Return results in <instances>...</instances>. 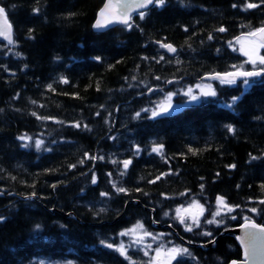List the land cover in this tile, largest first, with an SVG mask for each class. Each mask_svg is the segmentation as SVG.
Here are the masks:
<instances>
[{"label": "trees", "instance_id": "obj_1", "mask_svg": "<svg viewBox=\"0 0 264 264\" xmlns=\"http://www.w3.org/2000/svg\"><path fill=\"white\" fill-rule=\"evenodd\" d=\"M249 2L260 7L245 10ZM104 3L0 0L15 33L14 45L0 40V264H150L160 244L179 241L154 225L178 229L176 208L193 200L207 209L199 228L182 233L198 244L197 263L240 260L236 237L221 234L244 217L264 225V76L248 85L204 77L235 71L233 65L254 69L237 38L264 26V3L167 0L143 20L135 15L131 30L96 34ZM205 82L214 86V97L152 117L169 94L184 102V92ZM25 134L31 143L17 139ZM36 140L44 142L39 150ZM158 145L163 155L152 151ZM124 160L132 164L121 176ZM113 183L127 193H117ZM218 196L240 207L216 218L223 223L207 224ZM138 223L151 233L143 242L121 235ZM211 241L213 248L200 245ZM125 242H131L130 258L115 250Z\"/></svg>", "mask_w": 264, "mask_h": 264}, {"label": "snow or ice", "instance_id": "obj_2", "mask_svg": "<svg viewBox=\"0 0 264 264\" xmlns=\"http://www.w3.org/2000/svg\"><path fill=\"white\" fill-rule=\"evenodd\" d=\"M167 0H106L105 4L101 8V10L98 12L97 19L93 25V27L97 30H103L107 29L112 25L120 24L126 27L127 30H131L133 27V17L132 13L138 12L139 19L143 20L146 15L148 14L145 11H141V9H148L150 6L156 7V8H162L166 4ZM261 3H264V0H261ZM15 7V6H13ZM232 7H237V5L233 4ZM260 7V4L257 3H246L244 8L245 10L248 9H255ZM34 12L38 13L39 9H34ZM187 30V29H185ZM219 32H225L226 29L224 27H220L217 29ZM0 37H2L4 40L7 41L9 45H14L15 40L13 39V25L10 23L7 12L4 7H0ZM249 37H255L254 40H249ZM209 39H212L211 36H209ZM237 42L241 44L240 51L244 56L248 57V60L246 63H249L253 65V68L255 69V66L257 64L264 65V56L260 55V49L264 48V26L255 29L251 32H249L246 36H241L237 38ZM247 43V46H246ZM160 47L166 49L169 53L175 54L177 49L173 47L172 44H166L160 42ZM235 50V49H234ZM19 55V54H18ZM96 59H99V57H96ZM147 59V57H145ZM160 59H164L163 56L160 57ZM235 71H229L224 74H214L209 77V79L213 80H219L221 83L225 84H235L238 79H242L243 83L245 85L249 84V78L251 77H258V76H264V68L260 70H252V71H246L243 70V66L237 67L236 65L232 66ZM63 83H68L69 81L65 78H61ZM156 79H160V77H156ZM171 83V81H169ZM49 90H53L51 88V85L48 86ZM198 88H201V95L204 97H214L216 95L215 90L211 87V85H204L200 86L197 85ZM174 94H169L167 97V101L163 104L158 105L159 111L153 109L152 110V117L155 118L157 116L169 114L173 110V105L171 104L172 96ZM184 95L189 96L192 101H198L200 99V96L195 95L193 92V89L189 88L186 92H184ZM239 99L238 97L234 98V101ZM35 103V101H33ZM144 111H149V109H144ZM33 116H36L37 119H50L49 117H40L37 116L35 112L32 113ZM99 115V113H97ZM137 117H139L140 113L136 114ZM58 123H62L60 121H57ZM73 127H80L79 123H76L72 125ZM85 128H87V125H84ZM228 130L235 134L236 129L232 125H226ZM90 130V129H89ZM17 139L21 141H28L29 143L32 142V137L27 136V134L17 137ZM29 143L22 144V147H28ZM42 140H36L35 141V147L37 150L41 148L43 145ZM163 145H158L156 147H153L152 151L156 152L157 154L163 155ZM140 149L137 148V152H139ZM189 151L195 152L196 150L189 149ZM88 156V154H85ZM88 159L96 160L97 157L95 156H88ZM100 160H103L104 157L100 156ZM253 160L257 159V157L253 156ZM84 161L81 160L80 163H83ZM112 163H116L115 160L112 161ZM124 172H121L120 175L123 176L126 173V170L129 168V166L132 164V160H124L121 161ZM70 167H75V165H71ZM232 168H235V165H231ZM171 173H164L163 176L170 175ZM111 176V173L108 174ZM219 175V174H217ZM162 177H157L155 180L150 181V183H156L157 180L161 179ZM96 178L93 177L92 183L95 184ZM53 188L56 187V185H52ZM204 185H201V189L203 190ZM264 188V185L261 186ZM113 188H115L117 193H127V189L124 187H117L115 183H113ZM34 195V194H33ZM108 193H101V196H108ZM181 195H188L187 192L181 193ZM259 203L264 204V200H261ZM240 207L239 205H230L226 201V199L223 196H218L216 199V210L212 213V218L207 219L205 222L207 224H221L223 223L222 220H217V217L221 216H228L230 213L236 211V209ZM192 209H196V212H193ZM101 212L104 211L103 208L100 209ZM207 211L205 206L201 204L197 200H193L192 203L188 206V208H184L183 206L176 208L175 210V219L178 220V222L181 225H184L185 231L191 232L193 231V225L195 227L199 228L201 226L200 224V218L203 217L204 213ZM250 212H257L256 208L249 209ZM167 215V213H166ZM3 217H0V222H3ZM191 220V224L187 223L188 220ZM231 219H236L235 216H231ZM245 220V228L246 229H254L255 231H246V236L248 237L249 242L253 245V252L251 253L252 256H255V244L256 241H258L261 238H264V226H260L255 224L254 221H252L249 217H244ZM39 227V226H37ZM143 233V235H140L137 237L139 240H143L144 236H151V233H148L144 230V226L141 223H138L135 227L132 229H129L128 231L122 232L121 235H129L130 233L136 234V233ZM203 235L211 236V232H205ZM153 239H156V237H152ZM214 243V241H212ZM102 243H104L102 241ZM245 240L241 239V244H244ZM106 247L113 248L112 244H106ZM147 247H150L148 245ZM118 251L121 255L127 257V253L125 251V248L123 245L117 247L115 249ZM148 253L145 252V255ZM189 250L187 248H177L173 247L171 249H168L167 251L163 249H157L156 251V257L153 258L152 264H171L172 260L176 259L177 256L181 255H188ZM249 251L248 248H245L244 256L245 261L237 262L232 261L231 264H245V262L249 258Z\"/></svg>", "mask_w": 264, "mask_h": 264}, {"label": "water", "instance_id": "obj_3", "mask_svg": "<svg viewBox=\"0 0 264 264\" xmlns=\"http://www.w3.org/2000/svg\"><path fill=\"white\" fill-rule=\"evenodd\" d=\"M106 2V0H105ZM105 4V3H104ZM103 4V5H104ZM1 7V6H0ZM103 7V6H102ZM101 7V8H102ZM153 6H150L148 9H141V11H148L149 9H151ZM101 10V9H100ZM99 10V11H100ZM98 11V12H99ZM7 12V11H6ZM138 14V12H133L132 13V17L134 15ZM8 15V14H7ZM98 15V13H97ZM9 18V17H8ZM96 19H97V16H96ZM10 21V19H9ZM96 21V20H95ZM11 23V21H10ZM95 23V22H94ZM12 24V23H11ZM119 26H123V25H120V24H115V25H112L110 26L109 28L107 29H103V30H97L93 27L94 31L95 32H98V33H103V32H106V31H109L111 29H114V28H117ZM13 39L15 40V33H14V28H13ZM0 40L1 41H4L7 43L6 40H4L2 37H0ZM218 74H221V73H218ZM211 75H208V76H205L204 77V80H210L209 77ZM258 77H261V76H258ZM258 77H251L249 79H255V78H258ZM239 81H243L242 79H238L237 82ZM137 205H139V202L137 201L136 202ZM155 212V211H154ZM254 221V220H252ZM255 224L257 225H260V226H264L262 224H259L257 223L256 221H254ZM161 227V224H157L156 225V228H160ZM246 231H255L254 229H246L245 228V221L239 225L238 227H235L233 229H230V230H227L225 231L224 233H222L221 235H225V234H233L235 235L236 237V241L238 243V245L240 246L241 250H242V258L241 260H232V261H237V262H241V261H245V256H244V251H245V248L247 247L248 248V251L250 253L249 255V258L248 260L245 262V264H264V238H261L259 239L258 241H256V244H255V256H252L251 253L253 252V245L249 242L248 240V237L246 236ZM241 239H244L245 240V243L244 244H241ZM206 246H209V245H206ZM231 261V262H232ZM231 262L227 263V264H231Z\"/></svg>", "mask_w": 264, "mask_h": 264}, {"label": "flooded vegetation", "instance_id": "obj_4", "mask_svg": "<svg viewBox=\"0 0 264 264\" xmlns=\"http://www.w3.org/2000/svg\"><path fill=\"white\" fill-rule=\"evenodd\" d=\"M262 54L264 56V48H262ZM186 206H184L185 208ZM152 215H155V212L153 210ZM174 215H176V213L174 212ZM161 224V223H159ZM177 226L178 229L174 228V226L170 223H165L164 225L161 224L160 228H156L155 225L154 227L158 230H164V229H168L170 231H172V233H174L175 235L178 236L179 241L175 242V243H168V242H164L162 244L159 245V248H163V249H171L173 247H177V248H187L189 250V254L188 255H181V256H177L176 259H174L171 264H198V257L193 255V248L197 247L198 244H194L193 241L191 240H186L183 236L182 233L186 234L189 233L188 231H185L184 225H181L178 220H177ZM193 232V231H191ZM131 234V233H130ZM130 237V236H129ZM131 242H125L122 243L121 245L125 246L126 248V253H127V257L129 256V258L131 257L130 252H131ZM167 244V245H166ZM202 247L204 248H213L216 245V242L214 241V243L211 241V243H207V244H200ZM209 245V246H206ZM155 253V251H154ZM123 256V255H122ZM180 261V262H179ZM151 264V263H150Z\"/></svg>", "mask_w": 264, "mask_h": 264}, {"label": "rangeland", "instance_id": "obj_5", "mask_svg": "<svg viewBox=\"0 0 264 264\" xmlns=\"http://www.w3.org/2000/svg\"><path fill=\"white\" fill-rule=\"evenodd\" d=\"M249 40H254V38L249 37ZM238 45H239V49H240V48H241V44L238 43ZM246 46H247V43H246ZM241 53H242V52H241ZM260 55L263 56V54H262V49H260ZM245 57H247V56H245ZM247 58H248V57H247ZM199 85H200V86L211 85V87L214 89V86H213L210 82H205V83H202V84H199ZM191 89H193V92H194L195 95L200 96V99H199L198 101H192L191 98L188 96V98H187L184 102H175V99H174L175 97L172 96L171 104L173 105V110H172L169 114L177 113V112L183 110L184 107H186V106H188V105H190V104H192V103H193V104H196V103H199V102H200L201 98L203 97V96L201 95V88H198L197 86H195V87H193V88H191ZM167 97H168V96H166L163 100H161L160 102H158V103H157V106L160 105V104L165 103V102L167 101ZM180 104H182V105H180ZM154 109L157 110V111H159L158 107H156V108H154ZM152 110H153V109H152ZM152 110H151V112H152ZM165 115H167V114H165ZM161 116H162V115H161ZM188 206H189V205H187L185 208H188ZM192 211H193V212H196L197 210H196V209H192ZM201 220H202V217L200 218V221H201ZM187 223L191 224V220L189 219V220L187 221ZM193 228H195V225H193ZM140 235H143V234H141L140 232H138V233H136V234H132V233L130 234V236L134 237L135 241L141 243V242L144 241V238H143L142 241L139 240V239H137V237L140 236ZM120 246H121V245H120ZM151 246H152V244H151ZM123 247L125 248V246H123ZM158 248H159V247H158ZM158 248H157V249H158ZM159 249H163V248L160 247ZM163 250L167 251V249H163ZM125 251H127V250L125 249ZM156 251H157V250H155V253L153 254V258L156 257ZM152 261H153V259H152ZM172 261H173V260H172ZM151 264H152V262H151Z\"/></svg>", "mask_w": 264, "mask_h": 264}, {"label": "bare ground", "instance_id": "obj_6", "mask_svg": "<svg viewBox=\"0 0 264 264\" xmlns=\"http://www.w3.org/2000/svg\"><path fill=\"white\" fill-rule=\"evenodd\" d=\"M4 7V6H3ZM8 14V13H7ZM98 32H96V34H97ZM94 34V33H93ZM93 41V40H92ZM95 41V40H94ZM263 52V51H262ZM239 83V82H238ZM184 99V98H183ZM180 105H182V104H180ZM146 240V239H145ZM159 241V240H158ZM157 241H155V243H156ZM148 243V242H147ZM150 243V242H149ZM151 245V244H150ZM167 245V244H166ZM151 247V246H150ZM156 247V246H155ZM126 249V248H125ZM159 249V248H158ZM157 250V249H156ZM190 253V252H189ZM151 255V254H150ZM180 262V261H179Z\"/></svg>", "mask_w": 264, "mask_h": 264}]
</instances>
